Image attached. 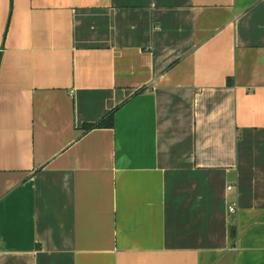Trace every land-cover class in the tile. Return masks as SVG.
I'll return each mask as SVG.
<instances>
[{"label": "crops", "instance_id": "0c3cea01", "mask_svg": "<svg viewBox=\"0 0 264 264\" xmlns=\"http://www.w3.org/2000/svg\"><path fill=\"white\" fill-rule=\"evenodd\" d=\"M0 264H264V0H0Z\"/></svg>", "mask_w": 264, "mask_h": 264}, {"label": "trees", "instance_id": "16d2710c", "mask_svg": "<svg viewBox=\"0 0 264 264\" xmlns=\"http://www.w3.org/2000/svg\"><path fill=\"white\" fill-rule=\"evenodd\" d=\"M112 118H111V116L110 117H108L107 118V121H109L108 123L105 121V122H101V123H99V124H97V125H95V127H108V126H110L111 125V120ZM86 129H91V127H86Z\"/></svg>", "mask_w": 264, "mask_h": 264}, {"label": "built area", "instance_id": "2783aa9c", "mask_svg": "<svg viewBox=\"0 0 264 264\" xmlns=\"http://www.w3.org/2000/svg\"><path fill=\"white\" fill-rule=\"evenodd\" d=\"M228 190L230 189V188H227ZM230 212L232 213V212H234V208H230Z\"/></svg>", "mask_w": 264, "mask_h": 264}]
</instances>
